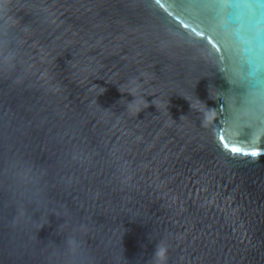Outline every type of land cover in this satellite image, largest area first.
I'll use <instances>...</instances> for the list:
<instances>
[{"label":"water","instance_id":"water-1","mask_svg":"<svg viewBox=\"0 0 264 264\" xmlns=\"http://www.w3.org/2000/svg\"><path fill=\"white\" fill-rule=\"evenodd\" d=\"M242 72L212 0H0V264H264Z\"/></svg>","mask_w":264,"mask_h":264},{"label":"clouds","instance_id":"clouds-1","mask_svg":"<svg viewBox=\"0 0 264 264\" xmlns=\"http://www.w3.org/2000/svg\"><path fill=\"white\" fill-rule=\"evenodd\" d=\"M215 26L235 53L243 78L264 99V0H212ZM166 249H158L157 256Z\"/></svg>","mask_w":264,"mask_h":264},{"label":"snow or ice","instance_id":"snow-or-ice-1","mask_svg":"<svg viewBox=\"0 0 264 264\" xmlns=\"http://www.w3.org/2000/svg\"><path fill=\"white\" fill-rule=\"evenodd\" d=\"M231 151H232L233 153H235V152H238V151H240V150H239V149H236V148H232ZM243 154H245V155L257 156V155H259L260 153H259L258 150H252L251 152H245V153H243Z\"/></svg>","mask_w":264,"mask_h":264}]
</instances>
